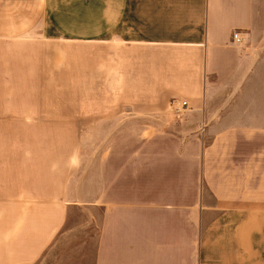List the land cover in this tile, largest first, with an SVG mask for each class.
<instances>
[{
    "label": "crops",
    "instance_id": "obj_1",
    "mask_svg": "<svg viewBox=\"0 0 264 264\" xmlns=\"http://www.w3.org/2000/svg\"><path fill=\"white\" fill-rule=\"evenodd\" d=\"M59 59L100 94L65 118ZM59 119L125 124L92 199ZM83 233L92 264H264V0H0V264Z\"/></svg>",
    "mask_w": 264,
    "mask_h": 264
},
{
    "label": "rangeland",
    "instance_id": "obj_2",
    "mask_svg": "<svg viewBox=\"0 0 264 264\" xmlns=\"http://www.w3.org/2000/svg\"><path fill=\"white\" fill-rule=\"evenodd\" d=\"M61 51V46H59V52ZM92 79L88 77L84 78L79 69L75 68L74 71L66 70L65 62L59 59L58 92L56 97L59 104L60 118H65L68 116V113L81 111L77 108L81 106L82 102H98L100 94L96 92H83V89H88V84ZM90 87L92 88V85ZM45 95L43 94V100L45 99ZM47 95L49 96V94ZM65 120L63 119V121ZM60 123L61 120L59 119L58 125L52 126V128L57 129L59 134L69 133L70 131L79 134L80 139L74 141V158L83 167L79 175L87 176V181H85L82 189L87 198L92 199L96 194L98 154L104 148H108L110 144V141L102 139L104 138L103 133H108V131L114 128L124 127L125 124L102 126L95 123L71 126ZM139 126L145 127L140 124ZM45 128H49V126H43V131ZM58 143L62 146L66 145V143H71V141L59 140ZM77 212L75 210V213ZM86 236L87 234L83 233L74 238H59L43 256L39 264H92L95 250L94 242L87 239Z\"/></svg>",
    "mask_w": 264,
    "mask_h": 264
},
{
    "label": "built area",
    "instance_id": "obj_3",
    "mask_svg": "<svg viewBox=\"0 0 264 264\" xmlns=\"http://www.w3.org/2000/svg\"><path fill=\"white\" fill-rule=\"evenodd\" d=\"M234 38H235L236 40H238V41L241 40V37L239 36V33H238V32H235V33H234ZM172 104H173V106H175L177 109H180L181 106H182V107H186L187 104H188V102H187L186 100L180 101V100H176V99H175V100H173Z\"/></svg>",
    "mask_w": 264,
    "mask_h": 264
}]
</instances>
